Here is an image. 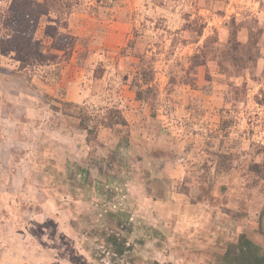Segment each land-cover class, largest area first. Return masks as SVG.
<instances>
[{"label":"rangeland","instance_id":"rangeland-1","mask_svg":"<svg viewBox=\"0 0 264 264\" xmlns=\"http://www.w3.org/2000/svg\"><path fill=\"white\" fill-rule=\"evenodd\" d=\"M46 4L0 0V264L264 249V0Z\"/></svg>","mask_w":264,"mask_h":264},{"label":"trees","instance_id":"trees-1","mask_svg":"<svg viewBox=\"0 0 264 264\" xmlns=\"http://www.w3.org/2000/svg\"><path fill=\"white\" fill-rule=\"evenodd\" d=\"M46 1L47 4L45 7V12L48 11L50 7L57 6L61 0ZM22 12L24 13V10ZM26 13L27 12H25L23 15L25 20L28 18L27 20L29 25L41 15L40 12L35 11L32 8L29 14ZM137 95L141 96L142 92L138 91ZM251 170L255 171L261 176H264V161L254 162L251 165ZM257 227H260L259 223ZM106 243L113 252L122 256L130 250V246L126 245V239H122L116 233H109ZM224 254V259L231 261L232 264H264V249H262L261 245H259L248 232L241 234L236 245L226 246V252Z\"/></svg>","mask_w":264,"mask_h":264}]
</instances>
